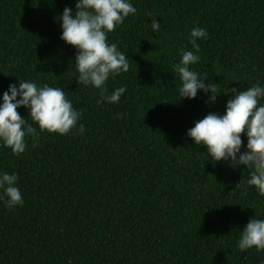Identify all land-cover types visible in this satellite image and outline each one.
<instances>
[{"label":"trees","instance_id":"trees-1","mask_svg":"<svg viewBox=\"0 0 264 264\" xmlns=\"http://www.w3.org/2000/svg\"><path fill=\"white\" fill-rule=\"evenodd\" d=\"M129 2L136 13L108 43L130 68L105 83L107 94L126 91L98 105L99 90L77 83V49L60 39V16L76 0H0V103L10 84L28 81L63 89L82 112L59 135L17 109L39 139L26 137L20 155L0 142V173H15L23 196L10 209L0 189V264H264V250L238 248L247 222L264 220V196L247 184L253 169L213 161L187 136L197 120L225 113L226 89L264 87V0ZM194 27L207 32L199 52ZM185 51L200 57L191 70L218 84L214 102L201 90L180 98ZM241 140L243 153L246 133Z\"/></svg>","mask_w":264,"mask_h":264},{"label":"clouds","instance_id":"clouds-1","mask_svg":"<svg viewBox=\"0 0 264 264\" xmlns=\"http://www.w3.org/2000/svg\"><path fill=\"white\" fill-rule=\"evenodd\" d=\"M135 13L136 8L129 0H76L75 11L65 7L60 16V39L77 49L74 58L77 83L92 85L99 90L101 99L97 101L98 105L103 102L118 103L126 91V88L120 87L107 94L105 83L110 76L126 73L130 68L127 55L118 50L117 44L108 43V33L115 31L126 17ZM146 15L152 18L151 30L157 32L160 23L151 13ZM204 38H207L205 29L194 27L191 30L189 42L196 52H199L196 41ZM199 59L192 51H185L179 64L175 65L182 81L179 95L180 98L193 99L198 90L206 94L210 92L207 103H211L219 95L218 84L206 85V77L201 78L191 70L190 66ZM228 91L232 93V98L226 103L225 113H209L197 120L187 131V136L195 145L203 144L213 161L224 160L229 161L233 168L243 165L253 169L247 184L264 196V104L261 103L264 87L253 85L243 91L226 89L223 93ZM22 106L30 110L29 117L38 125L40 132L66 135L77 127L82 116V112L73 108L65 91L59 87H38L28 81H20L18 87L10 84L0 103V142L15 155L25 152L26 137H31L33 141L39 139L37 129L21 118L17 111ZM78 131L83 134L82 124ZM242 133L247 136V150L240 153ZM17 180L15 173H0V189H3L10 209L23 204L22 193L15 186ZM253 247L258 251L264 250V220L255 217L247 222L238 241L241 252Z\"/></svg>","mask_w":264,"mask_h":264}]
</instances>
